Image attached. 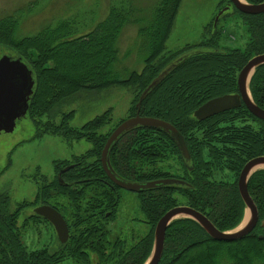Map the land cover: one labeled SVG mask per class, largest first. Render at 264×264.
Wrapping results in <instances>:
<instances>
[{
    "label": "trees",
    "instance_id": "1",
    "mask_svg": "<svg viewBox=\"0 0 264 264\" xmlns=\"http://www.w3.org/2000/svg\"><path fill=\"white\" fill-rule=\"evenodd\" d=\"M38 1L33 0L27 8L19 7L0 17V43L16 50L18 57L30 63L24 61L31 68L34 79L27 114L35 126V136L52 134L59 135L69 142L85 139L91 143L89 149L81 156H75L73 160L82 161V165L93 162L96 166L88 170L71 168L61 173L63 181L70 173L78 170L82 172V176H106L99 157L108 134L96 135L95 131L104 124L107 112L88 120L81 127H72L68 124L72 111L63 113L60 120L55 122L54 108L61 99L85 87L102 89L114 84L132 86L136 89V95L131 101L130 115H134L140 93L168 62L192 46L216 48V51L195 53L186 58L145 96L138 110L140 115L159 117L177 128L184 136L192 156L193 168L189 170L182 160L180 161L176 144L165 132L148 127L133 129L120 138L109 155L113 169L115 167L116 170L125 172L128 178L135 177L140 181H147L171 174L169 167L173 165L168 162L159 163L162 159L158 161L160 154L158 152L163 150L164 157L176 156L182 168L181 175H171L189 180L191 184L193 183V188L162 186L139 192L137 197L140 210L148 218L151 227L149 236L140 244L141 256L137 261L132 260L133 256H128L130 250L124 255H119L118 262H115L111 252L101 264H142L151 252L156 222L168 209L176 205H188L200 211L220 230H229L238 225L243 218L245 207L239 195L236 178L217 180L212 175L214 170L221 172L229 170L237 175L239 168L236 152L231 151L222 139L223 114L220 112L204 120H197L193 116V111L203 102L213 98L211 97L213 95L237 90L235 79L239 69L253 54L264 53V36L260 35L264 34V13L245 15L243 18L247 21L245 23L247 32L258 36L247 42L245 50L220 49V33L215 32L216 27L212 25L208 40L185 46L167 56L161 55L158 62L153 63L163 50L164 41L180 2L160 0L149 17L145 16L137 21L140 23L139 39L136 43L137 55L145 65L140 72L130 70L122 77L114 70L118 55L116 44L134 11L130 4L122 0L118 4L110 5L106 17L92 30L80 35L73 34L69 20H61L56 25L40 28L33 35L18 36L23 9L29 10L31 5ZM226 73L229 74L228 82H224L223 78ZM44 116L45 120L42 119ZM212 135L218 137L214 151L211 150L209 143L210 139L215 137ZM145 136L150 138L151 147L147 171H143L141 167L145 161L141 152L142 139ZM127 137L128 140H125ZM135 145L139 146L138 150ZM206 147L209 148L207 158L204 157ZM68 161L72 160L55 162L54 178L58 168ZM193 170L196 172V178L192 177ZM263 174L264 170H259L253 177ZM257 182L248 186L258 211V221L252 231L233 241L217 240L209 236L193 219L187 217L175 219L166 229L164 247L158 264H264V179H257ZM49 187L52 201L61 205L66 196L63 185L56 178ZM37 188V197L40 198V194L45 196V187L38 185ZM92 191L88 196L89 201L98 199L101 193L107 194L104 191ZM145 192L148 195H145ZM75 194L74 191L68 194L74 205L77 204ZM179 197L183 198L182 202L179 201ZM9 201L8 192H0V264H60L66 259L67 253L61 249L64 246L54 253L52 263H48V259L41 252L31 253L27 263L19 258L20 243L18 234L14 231L19 208L10 211ZM73 210L75 211L72 216L73 222L79 224L85 214H79L75 207ZM77 214L80 216L75 218ZM85 224L82 222L80 225ZM73 244L80 242L74 241ZM73 252L76 251H72L70 255L76 256ZM134 254L133 248L132 255Z\"/></svg>",
    "mask_w": 264,
    "mask_h": 264
},
{
    "label": "rangeland",
    "instance_id": "2",
    "mask_svg": "<svg viewBox=\"0 0 264 264\" xmlns=\"http://www.w3.org/2000/svg\"><path fill=\"white\" fill-rule=\"evenodd\" d=\"M31 1L33 0H0V17L19 7L27 8ZM121 1L39 0L36 4L31 5L29 10L23 9L17 35H33L40 28L46 25H56L61 20H69L73 34L80 35L92 30L102 21L108 14L110 5L118 4ZM124 1L130 4L134 11L131 14L130 22L123 28L116 44L118 55L114 70L122 77H125L130 70L140 72L145 65L137 55L136 43L139 39L140 27V23L137 21L142 17H149L160 0ZM226 1L180 0L164 41L163 50L153 63L158 62L161 55L167 56L185 46L208 40L215 18V32L220 33L219 48L223 50L242 48L244 38L239 34L246 33L245 26L233 25L232 19L234 23H237L241 17L234 12L225 14L224 4ZM32 51L34 52V50ZM2 55L18 57L16 50L0 43V57ZM24 61L29 63L26 59ZM135 95L134 87L120 84L102 89L85 87L64 97L56 104L53 120L57 122L63 113L72 111L73 114L69 118L68 124L72 127H81L88 120L107 112L104 124L95 131L96 135L109 134L108 132H111L121 119L130 115L131 101ZM42 119L45 120L46 116ZM90 147L91 143L85 139L69 142L59 135L35 136V126L27 113L16 120L15 127L11 132L0 131V191H6L10 195L9 208L14 209L23 199L29 203L37 191L35 181L38 180V177L46 176L49 180L54 178L55 162L73 160L75 156H81ZM165 160L162 164L168 162L173 165L169 167L171 173H182L176 156H167ZM131 195L133 197L134 193L131 192ZM179 201L182 202L183 198L179 197ZM131 211L134 216H142L135 197H133L131 207H125L126 213L130 214ZM134 227L138 226L134 224ZM57 243L55 238L54 246L57 247Z\"/></svg>",
    "mask_w": 264,
    "mask_h": 264
},
{
    "label": "flooded vegetation",
    "instance_id": "3",
    "mask_svg": "<svg viewBox=\"0 0 264 264\" xmlns=\"http://www.w3.org/2000/svg\"><path fill=\"white\" fill-rule=\"evenodd\" d=\"M263 1L264 0H255V1L250 0V2L248 1V3H260ZM224 7L226 10L225 11L226 15L228 13L234 12L241 17L240 20L241 22L238 21L237 23H234L232 19V23L233 25L235 24L236 26H238V24L245 26L246 33L239 34L241 37L244 38V46L242 48L245 50L247 42H249L251 38H255L258 36L257 34H251L250 32L249 33L247 32V27L245 25L247 21H244L243 18L245 17V15H256V14H249L239 11L234 6V4L229 0L225 2ZM212 25L215 27V24L212 23ZM260 35L264 36V34L263 35L260 34ZM192 45L195 44L193 43ZM192 45H188V46H192ZM238 72L236 74V79H235L236 81L238 78ZM228 76L229 74L226 73L225 76L223 77L224 82H228ZM246 86H247L246 87L247 92L245 90L246 97L248 94L249 98L255 105L264 109V65L257 67L255 70L251 72V75L248 79ZM235 93H238L239 95V103L237 106L228 108L221 112L224 118V121H222L221 125H222V139L224 143L231 151H234L237 154V161L239 163L238 172L236 175L235 172L232 173L229 170H224L222 172L220 170H214L212 175L217 180L236 178V182H237L238 175L247 161L256 158L258 156H264V120L261 119V117L255 115L250 110V108L246 103L244 95L238 89V84H237V90L219 93L211 97L222 94H235ZM214 115L216 114H213L211 116ZM213 136L215 135H212V137ZM217 139L218 137L215 136L209 141L210 148L212 151L215 150ZM125 140H128V137ZM149 140L150 138L148 136H145L142 139L143 144L141 145L142 146L141 152L143 154V159L145 160L141 165L143 171H147L149 168V161H150L149 152L151 148L149 145L150 143ZM134 147L138 150L139 146L135 145ZM208 150H209L208 147L204 148V157L206 158L209 152ZM158 153H160L158 154L159 155L158 161L162 159L159 163L165 162L166 161L165 160L166 157H164L165 152L162 150ZM190 157L192 156L190 155ZM177 160L179 161L178 158ZM181 160L182 158L180 155V161ZM80 163L81 165H79ZM182 163L184 164L183 160ZM76 165H78L79 167H76ZM88 165L89 167H87ZM67 166H69L67 170L71 168H85V170H88L91 167H95L96 164L93 162H87L82 165V161L79 160L68 161L66 162L65 165L58 168L56 175L61 169ZM186 167L188 169L193 168L192 166L191 167L186 166ZM126 168L128 169V166ZM259 170H264V168L257 167L256 170L250 173L247 186H249L250 184H257L258 183L257 179H261V180L264 179V174L262 176L253 177L254 173ZM115 172L125 179L140 181V179H137L135 177L134 178L126 177L125 172L122 173L116 169ZM171 174L181 175L182 173H171ZM171 174H169V176L167 177H175L172 176ZM192 177L196 178V172L194 170L192 172ZM56 178L57 176L49 180L47 179V177H38V180L35 181L36 184L35 187L37 191L34 194V198L32 200L27 199L29 200V203L26 202V199H23L12 210L9 208V204H8V208L10 211L19 208L17 215L18 217L15 220V226H14V231L17 232L18 234L17 238L20 243L18 250L19 258H21L25 263H27L28 257L29 255H31V253L41 252L48 259L49 261L48 263H52L54 253L59 251L60 250L59 248L61 246H64V248L61 249L64 251L65 254L67 253V257L60 264H68V263L101 264L102 260L105 257H107L106 255H108L111 252L115 258V262H118L120 258L119 255H124L126 252L130 250L131 252L129 253L128 256L129 257L133 256L132 260L135 259V261H137L141 256L140 244L144 239H146L149 236L151 227L148 218L140 210V206H139V210L142 213V216L132 215L133 211H131L130 214L126 213L125 207H131L133 203V197H135V200H137L139 205V198L137 197V194L141 191H132L120 187L107 176H94V175L82 176V172L78 170L70 173L64 181L62 179L59 180V178H57L59 183L63 185L64 193L66 195L63 198L61 205H57L52 201V194H51L52 192L50 191V187H49ZM184 180L189 182L190 187L188 188H191L193 183L191 184V182L187 179ZM44 184L48 185L49 188L46 187ZM38 185H43L46 189L45 196L44 194L43 195L40 194V198L37 197ZM92 190L97 192L104 191L107 194L101 193V197L93 201H89L88 196L91 192H93ZM71 191L76 192L75 194L77 200L76 205H74L68 198V194H70ZM248 191L250 194L249 187H248ZM131 192L134 193L133 197L131 195ZM145 195L148 194L145 192ZM102 196H105V198H102ZM42 205L53 207L57 211H59V213L62 215L67 225V234H68L64 241H61L59 239V236L52 221H50L49 219H47L46 217L35 211L37 207ZM74 207L76 208L79 214L80 213L85 214V216L82 217V222H84V224L85 222H89L88 224L81 226L80 224H82V222H80L79 224H75L73 222L72 216L75 213V211L73 210ZM78 216L80 215L77 214L75 218H77ZM134 224L137 225L138 227H134ZM55 238L58 242L57 247L54 246ZM74 241H79L80 244H73ZM75 246H77L78 248H76ZM133 248L135 251L134 255H132ZM72 251H76L73 252V255L76 256L70 255L72 254Z\"/></svg>",
    "mask_w": 264,
    "mask_h": 264
},
{
    "label": "water",
    "instance_id": "4",
    "mask_svg": "<svg viewBox=\"0 0 264 264\" xmlns=\"http://www.w3.org/2000/svg\"><path fill=\"white\" fill-rule=\"evenodd\" d=\"M230 2H232L239 11L244 13L257 14L264 12V1L260 3H248L246 0H230ZM212 50L216 51V48H191L180 53L168 62L140 93L136 102V113L121 121L111 131L104 142L99 159L105 174L115 184L132 191H142L162 186L190 187L189 182L186 180L174 177L158 178L147 181L125 179L118 175L112 168L109 155L114 144L123 135L133 129L148 127L165 132L175 142L184 164L191 167L190 153L183 135L177 130V128L170 122L159 117L140 115L138 110L145 96H147L150 91H152V89H154V87H156L160 81H162L181 62L195 53ZM263 63L264 53H260L248 59L238 72L237 84L238 89L244 95L250 110L264 120V109L255 105L249 98L248 94L247 97L245 95L247 92L246 84L251 72ZM33 86L34 79L32 70L21 60V58H12L8 55H2L0 57V131L11 132L15 127L16 120L25 116L28 110V101L32 94ZM238 103V93L222 94L203 102L194 110L193 114L197 119L202 120L213 114L237 106ZM258 166L264 168V156H258L247 161L238 175V191L245 207L243 218L238 225L229 230H220L200 211L187 205L173 206L156 222L153 233L152 249L149 256L142 264H158L163 251L166 228L173 220L178 218L187 217L193 219L209 236L217 240L233 241L252 231L258 221V211L256 204L248 192L247 180L250 173L256 170ZM68 167L69 166L64 167L58 172L57 176L59 180L61 179L60 174L67 170ZM35 211L52 221L61 241L66 239L68 235L67 225L59 211L53 207L45 205L37 207ZM244 217L245 221L242 223Z\"/></svg>",
    "mask_w": 264,
    "mask_h": 264
},
{
    "label": "bare ground",
    "instance_id": "5",
    "mask_svg": "<svg viewBox=\"0 0 264 264\" xmlns=\"http://www.w3.org/2000/svg\"><path fill=\"white\" fill-rule=\"evenodd\" d=\"M261 13H264V12H261ZM257 14H259V13H257ZM263 65H264V63L261 64V65H259V66H263ZM259 66H258V67H259ZM250 75H251V74H250ZM113 147H114V146H113ZM113 147H112V148H113ZM111 150H112V149H111ZM258 167H260V166H258ZM190 169H191V168H190ZM190 169H189V170H190ZM252 175H253V174H252ZM252 175H251V177H252ZM248 180H249V179H248ZM248 180H247V183H248ZM157 188H158V187H157ZM247 188H248V186H247ZM153 189H154V188H153ZM188 189H189V188H188ZM147 190H149V189H147ZM239 195H240V194H239ZM240 198H241V196H240ZM245 217H246V215H245ZM242 223H244V219H243V222H242ZM255 226H256V225H255ZM167 227H168V226H167ZM166 229H167V228H166ZM252 230H253V229H252ZM152 243H153V242H152ZM163 247H164V246H163ZM161 255H162V254H161ZM160 258H161V257H160Z\"/></svg>",
    "mask_w": 264,
    "mask_h": 264
}]
</instances>
